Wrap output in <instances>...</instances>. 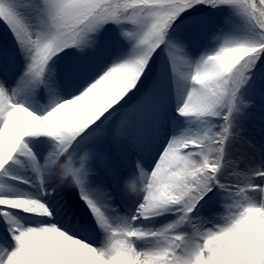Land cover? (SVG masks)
Here are the masks:
<instances>
[{
	"label": "snow or ice",
	"instance_id": "6c2138e0",
	"mask_svg": "<svg viewBox=\"0 0 264 264\" xmlns=\"http://www.w3.org/2000/svg\"><path fill=\"white\" fill-rule=\"evenodd\" d=\"M0 22V264H264V144L230 156L264 124V0H0Z\"/></svg>",
	"mask_w": 264,
	"mask_h": 264
},
{
	"label": "rangeland",
	"instance_id": "374dc122",
	"mask_svg": "<svg viewBox=\"0 0 264 264\" xmlns=\"http://www.w3.org/2000/svg\"><path fill=\"white\" fill-rule=\"evenodd\" d=\"M0 33H1L0 34V43L11 45L12 44V37L10 35V32H9L8 28L6 27V25L3 22H0ZM259 123H260L259 125H264L261 122H259ZM253 127L256 128L255 125ZM257 129H258L257 134H256V139L257 140L255 139V137H253L252 140L249 141L255 147L252 148V147L249 146V144H246L244 142H241V141L237 140V141H235L232 144L231 149H230V156L232 158H236V157H239L241 155L250 158V157H252V154H254L255 152L260 153L259 149L261 147V145H260L261 143H259V141L262 142L264 140V129H261L260 127H257ZM104 147H105L106 150H109V151H113L114 150L113 146H112V144L110 142L105 143ZM113 152H114V155H115V160L120 164V162L118 160V154L115 151H113ZM131 155L134 156V158H135V154L134 153L131 152ZM240 169L241 170L244 169V165L243 164H241ZM233 182H236L235 178H233ZM68 196L73 200V203L78 208V210L83 211V207L80 204V202H79V204H76V197H75L74 193L73 192H69ZM222 214H223L222 211L220 213H218V217H219V215H222Z\"/></svg>",
	"mask_w": 264,
	"mask_h": 264
},
{
	"label": "bare ground",
	"instance_id": "6f19581e",
	"mask_svg": "<svg viewBox=\"0 0 264 264\" xmlns=\"http://www.w3.org/2000/svg\"><path fill=\"white\" fill-rule=\"evenodd\" d=\"M259 122H261V121H260L259 117L257 116L254 119H250V120H247V121L242 123V127L244 129L243 135L247 139V141H251L253 137H255V139H256V134L258 131L257 127L264 129V125H259L260 124ZM254 125L256 126V128L253 127ZM259 143H261L260 145L264 144V140L262 142L259 141ZM113 151H115V150H113ZM259 152H260V149H259ZM116 153L118 154V160L120 162V164H119L116 161L118 166H122V165H129L130 166L133 163V161L135 160L134 156L131 155V152H125V153L124 152H116ZM260 155H261V153L255 152L254 154H252V157H250V158L247 157V159L250 162L258 161L260 158ZM73 193L76 197V193L75 192H73ZM80 204L83 207V202H80Z\"/></svg>",
	"mask_w": 264,
	"mask_h": 264
}]
</instances>
